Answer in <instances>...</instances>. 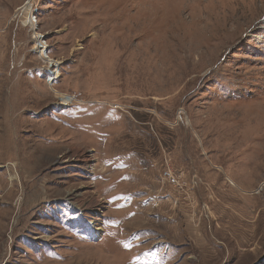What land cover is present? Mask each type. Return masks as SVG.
<instances>
[{
    "label": "rangeland",
    "instance_id": "374dc122",
    "mask_svg": "<svg viewBox=\"0 0 264 264\" xmlns=\"http://www.w3.org/2000/svg\"><path fill=\"white\" fill-rule=\"evenodd\" d=\"M0 264H264V0H0Z\"/></svg>",
    "mask_w": 264,
    "mask_h": 264
},
{
    "label": "built area",
    "instance_id": "2783aa9c",
    "mask_svg": "<svg viewBox=\"0 0 264 264\" xmlns=\"http://www.w3.org/2000/svg\"><path fill=\"white\" fill-rule=\"evenodd\" d=\"M163 178L167 183L169 184H178V179L174 176L173 172L171 169L167 168L163 170Z\"/></svg>",
    "mask_w": 264,
    "mask_h": 264
},
{
    "label": "bare ground",
    "instance_id": "6f19581e",
    "mask_svg": "<svg viewBox=\"0 0 264 264\" xmlns=\"http://www.w3.org/2000/svg\"><path fill=\"white\" fill-rule=\"evenodd\" d=\"M11 177H12V176L10 175V179H11Z\"/></svg>",
    "mask_w": 264,
    "mask_h": 264
}]
</instances>
